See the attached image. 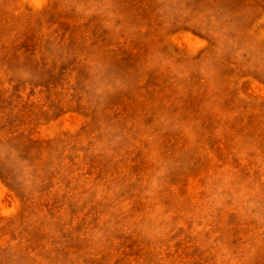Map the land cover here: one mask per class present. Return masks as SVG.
<instances>
[{
    "label": "rangeland",
    "instance_id": "rangeland-1",
    "mask_svg": "<svg viewBox=\"0 0 264 264\" xmlns=\"http://www.w3.org/2000/svg\"><path fill=\"white\" fill-rule=\"evenodd\" d=\"M0 264H264V0H0Z\"/></svg>",
    "mask_w": 264,
    "mask_h": 264
}]
</instances>
